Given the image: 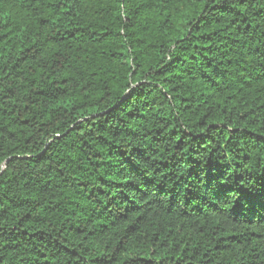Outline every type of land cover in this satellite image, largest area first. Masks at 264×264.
<instances>
[{"label":"trees","instance_id":"obj_1","mask_svg":"<svg viewBox=\"0 0 264 264\" xmlns=\"http://www.w3.org/2000/svg\"><path fill=\"white\" fill-rule=\"evenodd\" d=\"M0 264H264V0H0Z\"/></svg>","mask_w":264,"mask_h":264}]
</instances>
